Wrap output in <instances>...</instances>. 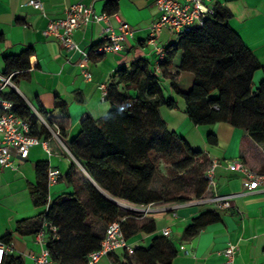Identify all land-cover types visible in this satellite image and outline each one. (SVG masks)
Returning <instances> with one entry per match:
<instances>
[{"label":"crops","instance_id":"1","mask_svg":"<svg viewBox=\"0 0 264 264\" xmlns=\"http://www.w3.org/2000/svg\"><path fill=\"white\" fill-rule=\"evenodd\" d=\"M40 1L42 10L30 5L29 0H0V73L5 72V56L32 49L30 67L21 72H12L11 83L4 86L3 94L15 90L26 103L42 114L60 116L67 112L70 126L63 139L69 141L79 134L80 122L87 115L93 119L107 115L110 101L106 95L117 70L129 68L135 60L146 59L150 68L160 76L163 96L176 102L174 108L165 105L159 108L166 128L170 124L168 130L184 138L193 150L202 151L196 160L217 161L213 193L236 194L225 209L216 208L209 197L189 196L190 200L181 203L148 205L116 200L121 206L119 218H123V221L130 217L127 213L134 211L155 221L156 229L153 232H137L127 238L128 244L133 249L147 247L152 238L162 236L163 229L168 227L171 235L166 238L171 240L176 250L170 264H225L224 249L229 244L237 246L234 264H264V190L240 194L246 178L227 164V161L240 160L256 171H264V149L253 143L241 129L227 122L195 125L189 120L185 102L175 92L171 82L174 81L178 89L187 91L193 82V74L178 69L179 56L167 68V74L162 72L159 61L160 55L165 54V49L177 36L164 28L157 34L154 44L147 41L150 25L159 15L154 0H115V13L108 14V23L116 29L120 21L127 22L132 33L125 35L123 47L118 52H106L99 57L94 52L87 62V69L91 73L89 80L84 78L79 66L80 54L63 50L57 41L46 38L43 31L50 19L64 17V10L70 4L92 3L95 12L101 13L106 10L109 0ZM204 2L223 16L258 59L262 67L253 75L256 85L264 79V0ZM212 14L208 17L212 18ZM105 25L103 21L88 23L77 28L73 37L81 48L89 52L102 40ZM13 76L16 77L12 79ZM121 89L122 85L118 90ZM208 133L216 136V144L207 142ZM45 138H48V151L40 144L35 145L27 158H17L15 167L0 165V242H8L10 246L0 264H33L32 256L39 254L45 246L46 239L42 241L36 229L40 225L41 213L48 205H34L31 196L36 184L37 161L46 160L49 169L59 174L57 181L48 186L49 202L58 196L76 193L85 203L88 199V182L109 197L85 172L60 134L56 137L50 133ZM73 161L80 170L76 172V180L70 183L65 175ZM205 210H215L220 219L200 229L193 237H183L184 227L192 217ZM124 251V248L115 250L120 260ZM128 255L132 264H141L133 253ZM98 264L111 263L109 257L104 256Z\"/></svg>","mask_w":264,"mask_h":264},{"label":"trees","instance_id":"2","mask_svg":"<svg viewBox=\"0 0 264 264\" xmlns=\"http://www.w3.org/2000/svg\"><path fill=\"white\" fill-rule=\"evenodd\" d=\"M116 6L115 0H109L105 12L115 13ZM94 46L89 49V59L95 54ZM31 54L32 49L28 48L18 55L5 56L4 74L29 68ZM177 56L180 58L178 69L193 74V82L187 91L178 89L175 82H171L185 102L189 120L195 125L227 122L241 129L253 143L264 149V79L256 85L253 83L254 73L262 66L223 16L213 11L212 18L208 17L203 26L179 33L165 49L160 62L163 73L175 63ZM115 76L106 95L110 101L107 115L99 119L87 115L80 122L79 134L71 140L63 139L70 126L67 112L48 118L51 125L58 127L60 137L85 172L109 196L88 182L85 203L76 193L58 196L49 202V164L46 160L36 162L32 200L36 206L48 205L41 213L36 231L45 230V247L55 264L86 263L88 254L99 248L107 225L120 216L121 206L116 200L148 205L181 203L191 199L187 195L168 196L163 187L156 185L158 168L151 158L153 151L168 152L176 146L184 153L178 165L186 169L202 154L201 150H193L184 138L166 128L159 108L161 105L174 108L175 100L163 96L160 76L150 68L146 59L133 61L129 68H119ZM121 85L122 89L118 90ZM3 95L13 101L14 112L28 120L32 135H50L44 126L38 125L26 101L15 90ZM206 139L209 144L217 143L212 133H208ZM77 170L80 168L73 161L65 179L73 183ZM205 172L197 180L194 198L214 194ZM127 215L130 217L121 222L126 240L137 232L149 233L156 229L153 218L138 212ZM219 219L215 210L202 211L184 227L183 237H193L200 229ZM44 223L49 225L44 226ZM50 225L57 228L56 232ZM133 254L141 264H170L176 250L171 240L162 235L152 238L147 247H135ZM108 257L112 264H132L127 251L122 254V260L115 251Z\"/></svg>","mask_w":264,"mask_h":264},{"label":"built area","instance_id":"3","mask_svg":"<svg viewBox=\"0 0 264 264\" xmlns=\"http://www.w3.org/2000/svg\"><path fill=\"white\" fill-rule=\"evenodd\" d=\"M154 2L159 10V15L150 25L147 39L150 44L155 43L157 34L164 28L177 36L189 28L203 26L208 15L213 13V9L209 8L204 0H154ZM29 4L42 10V2L40 0H29ZM64 13L65 15L62 18L50 19L43 33L46 38L57 41L63 50L75 51L80 54L79 66L81 67L84 78L89 80L91 78V73L87 69L89 55L75 41L73 37L74 31L88 23L106 22V25L103 27V38L93 48L95 53L104 54L106 52H118L121 50L123 47L122 41L126 34L132 33V28L127 22L120 21L117 28L114 29L108 23V13L105 11L101 13L95 12L92 3L75 2L67 6ZM163 58L164 55L161 54L159 61H162ZM10 83L11 74L6 75L0 73V165L15 167L17 158H27L33 146L40 144L47 151L50 147L48 138L39 137L30 133L28 120L16 114L13 110V101L4 97V86ZM27 106L30 114L37 118V122L54 136L58 137L59 129L57 126L49 123V114L40 113L31 104L27 103ZM227 164L229 168L241 172L246 178L244 190L240 194L264 190V172L253 170L240 160L227 161ZM216 165L217 161L212 160L205 172V177L212 188H214L216 182ZM58 177V171L49 169L48 185L55 183ZM234 195L236 194L219 195L214 193L208 199L214 203L216 208L225 209L229 207L230 200ZM122 221L123 218H118L107 225L99 248L88 254L85 264H98L102 257L108 256L118 248H124L129 254L133 253V248L125 238L121 225ZM48 225L44 223V226ZM50 227L53 232H56L57 228L54 225H50ZM37 235L42 241L45 240L46 234L43 228L38 231ZM162 235L169 237L171 235L170 229L168 227L164 228ZM9 248V244L0 242V261L5 251ZM236 250L237 246L234 244H229L224 249V255L226 257L225 264H234L233 259ZM32 260L33 264H53L50 252L45 246L39 254L32 256Z\"/></svg>","mask_w":264,"mask_h":264},{"label":"rangeland","instance_id":"4","mask_svg":"<svg viewBox=\"0 0 264 264\" xmlns=\"http://www.w3.org/2000/svg\"><path fill=\"white\" fill-rule=\"evenodd\" d=\"M168 127L170 124H167V129H169ZM182 156L184 153L176 146L168 152H152L151 158L158 168L156 185L163 187L168 196H193L197 180L204 176L205 169L211 164L210 161L198 159L185 169L178 165V160Z\"/></svg>","mask_w":264,"mask_h":264}]
</instances>
